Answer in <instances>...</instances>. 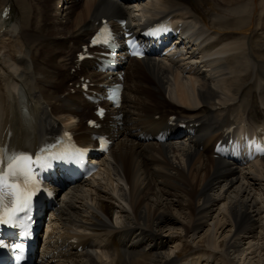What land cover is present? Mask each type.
Wrapping results in <instances>:
<instances>
[{
    "label": "bare ground",
    "instance_id": "obj_1",
    "mask_svg": "<svg viewBox=\"0 0 264 264\" xmlns=\"http://www.w3.org/2000/svg\"><path fill=\"white\" fill-rule=\"evenodd\" d=\"M56 1L0 0V15L12 5L10 19L0 16V143L24 130L36 144L64 129L88 140L82 107L89 105L76 85L82 76L104 78L88 74L90 62L70 71L102 18L145 26L173 16L199 57L131 61L117 112L123 129L102 163L106 178L61 195L51 231L65 252L45 264H178L177 253L189 244L204 250L190 264H238L252 256L263 263L264 159L240 169L214 159L212 147L232 126L264 130V0H154L140 10L110 0H61L67 5L60 17L50 15ZM171 115L200 123L190 142L140 140L167 128ZM115 208L120 222L113 226ZM209 218L213 234L200 238ZM174 229L180 239L162 237Z\"/></svg>",
    "mask_w": 264,
    "mask_h": 264
},
{
    "label": "snow or ice",
    "instance_id": "obj_2",
    "mask_svg": "<svg viewBox=\"0 0 264 264\" xmlns=\"http://www.w3.org/2000/svg\"><path fill=\"white\" fill-rule=\"evenodd\" d=\"M100 35L105 37L107 43L108 35L103 31ZM133 55H138V53L134 52ZM100 115H103L102 109ZM47 151L46 148H41L36 154L35 160L31 156L23 154L13 155L9 158L7 171L0 174V224L15 226L18 215L26 214L30 210L32 197L39 190V185L35 180L34 166L45 167L47 165L49 159L46 155ZM72 155H82V153ZM9 177L14 178L12 183H9ZM6 246L4 241H0V247ZM13 250L22 252L23 246L16 244ZM17 258L19 259V257Z\"/></svg>",
    "mask_w": 264,
    "mask_h": 264
},
{
    "label": "rangeland",
    "instance_id": "obj_3",
    "mask_svg": "<svg viewBox=\"0 0 264 264\" xmlns=\"http://www.w3.org/2000/svg\"><path fill=\"white\" fill-rule=\"evenodd\" d=\"M63 2L65 4H62ZM63 5H64V7H63ZM66 5H67L66 1L57 0L56 3H55V6L53 7L52 11L50 12V15H52V16L57 15L58 17H60L61 10H62V8L64 10ZM105 178H106V176H105L104 172L102 171L98 175V177L96 178L95 183H103ZM263 198H262V200H264ZM117 210L118 209H116V208L113 210V215L111 217V221L110 222H111V224L113 226L119 224V222H120V214H119V210L118 211ZM213 223H214V220L212 221L211 218H209L207 223H205L203 225L202 229L198 233L200 238L205 236V235L211 236L213 234L212 233L213 232ZM163 233H162V237L165 238L168 241L169 240H174V239H180L182 237V234H180L179 231L175 230V229L171 230V231L163 232ZM187 243H189V242H187ZM189 245L190 246H188L186 249L180 250V252L177 253V258H176L177 260L176 261L178 262V264H190L191 261L195 260L198 256L204 254V250L203 251H201V250L194 251L195 247L192 246V244H189ZM202 246L205 248V245H202ZM173 248H174L173 245L170 244L168 246V248H167V252L169 254L175 255L176 254V250H173ZM205 254L207 255L209 253L206 252ZM261 256L263 257L262 258L263 263H260V264H264V252L261 254ZM206 257L207 256H205L204 259ZM254 258H255L254 256L248 257L245 262H243V263L240 262L238 264H257V261H256L257 258L256 259H254Z\"/></svg>",
    "mask_w": 264,
    "mask_h": 264
}]
</instances>
